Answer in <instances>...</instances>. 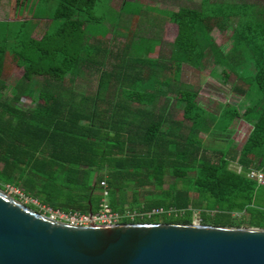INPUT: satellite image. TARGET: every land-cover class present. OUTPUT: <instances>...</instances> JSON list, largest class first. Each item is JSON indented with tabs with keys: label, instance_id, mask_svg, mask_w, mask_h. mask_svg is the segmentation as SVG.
Returning a JSON list of instances; mask_svg holds the SVG:
<instances>
[{
	"label": "trees",
	"instance_id": "obj_1",
	"mask_svg": "<svg viewBox=\"0 0 264 264\" xmlns=\"http://www.w3.org/2000/svg\"><path fill=\"white\" fill-rule=\"evenodd\" d=\"M96 1L59 0L54 29L0 37V189L20 186L39 203L87 214L104 181L115 212L184 211L146 223L192 224L198 211L202 225L264 229L261 187L246 176L264 171V30L232 34L230 48L214 52L219 80L245 104L213 113L181 82L183 66L202 68L205 14L165 12L177 35L170 52L152 58L153 42H137L143 12L126 14V33H88L103 21L91 16ZM11 61L21 74L7 83ZM217 134L225 141L206 142Z\"/></svg>",
	"mask_w": 264,
	"mask_h": 264
},
{
	"label": "water",
	"instance_id": "obj_2",
	"mask_svg": "<svg viewBox=\"0 0 264 264\" xmlns=\"http://www.w3.org/2000/svg\"><path fill=\"white\" fill-rule=\"evenodd\" d=\"M0 264H264V229L200 224L72 226L0 189Z\"/></svg>",
	"mask_w": 264,
	"mask_h": 264
},
{
	"label": "rangeland",
	"instance_id": "obj_3",
	"mask_svg": "<svg viewBox=\"0 0 264 264\" xmlns=\"http://www.w3.org/2000/svg\"><path fill=\"white\" fill-rule=\"evenodd\" d=\"M20 1L21 0H0V37H2L3 34H16V32H19V35H30L36 37L43 33L46 29L55 28L56 21L53 20V18L56 16L59 0H25L23 5L19 6ZM123 1L124 0H97L91 11V16L94 19L103 21L90 23L87 26L88 33L100 37L107 33L109 28L112 29L114 27L119 29L121 28L126 33L127 28L129 27L123 22V20L128 17L126 14H136L138 12H143L138 19L139 24L137 23L140 25L138 27L139 29L151 30L153 28L152 26H155L157 27L156 29L160 28L163 30L164 24L168 22L167 18H160L163 16V11L177 6V3H175L174 0ZM123 3L124 8L122 7L123 10H121ZM151 13L153 15H151ZM164 37L165 35L162 33L161 38ZM228 48H230V45ZM230 53V51H227L225 55H229ZM157 54L158 53L156 52L152 56H156ZM8 70V76H6L5 79H7V83H12L14 79L20 76L21 68L15 66L14 62L11 61L8 66ZM215 70L218 72L219 68L217 67ZM203 72L204 74L205 72L207 73V68L204 69L202 67L200 70H195L190 66H183V73L181 77V82L187 86V89L197 91L198 95L196 100L201 107L212 111L213 113H217L226 105H236V107L240 108L243 104H245V100L240 99V97L232 93L228 85L222 84L215 79L214 81L205 82V78H203V76L198 78V76H201V73ZM231 82L234 81L231 79L229 83ZM25 105L28 106V103H25ZM177 117H181V110L177 111ZM245 134L246 126H242L237 130L234 137L239 140L242 139ZM226 136V134L210 135L208 137L205 136V140L206 142L214 144V140L224 142ZM230 167H232V169H236V166L233 163L230 164ZM17 188L24 193L23 188L20 186ZM263 192L264 187L259 188L256 197L257 201L264 200ZM5 193L8 194V192ZM10 196L18 200L17 196L11 194ZM24 196H27V194ZM18 201H21V203L25 206H28L29 204L25 203L23 200ZM196 214H198V211H194L193 223L196 220Z\"/></svg>",
	"mask_w": 264,
	"mask_h": 264
},
{
	"label": "crops",
	"instance_id": "obj_4",
	"mask_svg": "<svg viewBox=\"0 0 264 264\" xmlns=\"http://www.w3.org/2000/svg\"><path fill=\"white\" fill-rule=\"evenodd\" d=\"M174 2L177 3L175 8H169L163 12H177L178 8L182 7L205 14L201 20L205 25L206 32L203 33L201 30L200 34L205 37L206 53L201 67L207 68V73L203 72L201 76H198V78L203 76L205 82L214 81V79L221 82L219 80L220 68L215 63L218 56L214 52L225 51L230 45L232 34L253 35L264 30V0H174ZM164 13L160 18H166ZM151 15L153 14L151 13ZM152 27L151 30L146 29L144 38L138 39L137 42L142 44V46H138L142 49L145 39H150L155 45L150 57L156 58L161 52H170L172 42L177 35V26L168 21L164 24L163 30L156 29L155 26ZM162 33L165 35L164 38H161ZM156 52L158 54L152 56ZM160 58L166 60L165 57ZM217 67L219 68L218 72L215 70Z\"/></svg>",
	"mask_w": 264,
	"mask_h": 264
},
{
	"label": "built area",
	"instance_id": "obj_5",
	"mask_svg": "<svg viewBox=\"0 0 264 264\" xmlns=\"http://www.w3.org/2000/svg\"><path fill=\"white\" fill-rule=\"evenodd\" d=\"M235 170L239 172V166H236ZM246 176L250 180L255 181L258 186L264 187V171L250 170L246 173ZM100 186L102 188V198L98 204V208L96 211H94V213L87 214H82L75 211L65 212L60 209H55L48 205L39 203L33 198L24 196L25 194L21 190L11 185H5L3 190L8 192L9 195L11 194L17 196L18 200H23L25 203H29L30 205L34 206L37 210L36 212L39 214H42L49 219L57 220L72 226L116 225L122 224L124 221H128L129 223H146L147 221H150L158 216L164 215L170 218L181 216L184 213L183 210H178L172 207H156L147 211H137L131 209L127 205L123 206L120 212H115L109 205L106 183L102 181Z\"/></svg>",
	"mask_w": 264,
	"mask_h": 264
}]
</instances>
